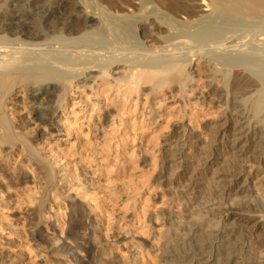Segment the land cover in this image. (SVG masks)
<instances>
[{"label": "bare ground", "instance_id": "1", "mask_svg": "<svg viewBox=\"0 0 264 264\" xmlns=\"http://www.w3.org/2000/svg\"><path fill=\"white\" fill-rule=\"evenodd\" d=\"M97 1L0 0V252L264 264V0Z\"/></svg>", "mask_w": 264, "mask_h": 264}, {"label": "rangeland", "instance_id": "2", "mask_svg": "<svg viewBox=\"0 0 264 264\" xmlns=\"http://www.w3.org/2000/svg\"><path fill=\"white\" fill-rule=\"evenodd\" d=\"M96 1V3L98 2L99 3V1H97V0H95ZM13 16L12 17H14V18H16L17 16H18V13L17 14H12ZM60 20V19H59ZM53 23H57L58 21H57V19H55V20H53L52 21ZM64 21H62V20H60V23H63ZM134 30H132V31H130V35H131V37L133 38L132 39V42H134V44L136 43V44H140L141 43V39H140V37H139V35H137V32H133ZM135 33V34H134ZM133 34L136 36H138L139 38H137V36L135 37H133ZM137 38V39H136ZM139 39V40H138ZM199 64H200V62H198V61H194V65H192V67H191V69H190V71L193 73V76H195V80H196V83L198 84V88L200 89V91H207V89L205 88V85H206V76L204 75V74H202L201 72H199V68H200V66H199ZM203 95L204 96H206V93H203ZM33 96H35V95H33ZM178 102H176L175 103V105H174V107H180V105L179 104H177ZM165 104H167L168 106H171L172 104H173V102L170 100V99H168V100H166V102H165ZM205 110H207V109H205ZM204 110V111H205ZM212 112H215V113H218V112H220L221 110H218V111H216V110H211ZM25 114V113H24ZM190 118V117H189ZM191 154H192V152H190V149L188 148V147H185L184 148V150H183V155H185L187 158H189L190 156H191ZM219 159H220V157H219ZM131 161H134V160H131ZM125 165H127V167H129L130 166V164H125ZM245 168V167H244ZM245 169H248V168H245ZM250 171H251V173H252V177H251V179H250V182H251V187L254 189V190H256V191H258V194L261 196V197H264V193H263V187H262V185H261V183L264 181V172L261 170V169H254V168H252V169H250ZM183 172L184 171H181V172H179L178 174H177V176L178 177H181L182 175H183ZM206 175H208V176H210L211 175V172H209V170H207L206 171ZM205 176V175H204ZM207 176V177H208ZM120 183H119V185H122L123 183L125 184L127 181H128V176L126 175V174H124L121 178H120ZM171 196H173V194L171 195ZM170 196V197H171ZM171 198H174V196L173 197H171ZM241 216H240V219H242L243 221H242V224L243 225H245V226H251L252 224H253V218H249V216L247 217L246 216V214H240ZM246 216V217H245ZM238 217H236V219H237ZM69 219V217L67 218V220ZM230 221H232V219L230 220ZM79 226H77V225H72L71 226V230H77V231H79L80 232V229L78 228ZM244 228V227H243ZM47 235L45 236V235H39V234H37V238L39 239V240H41V241H46V240H48V239H52V236H51V234H50V232H48V233H46ZM82 239L85 241V239L86 240H89V238L87 237V236H84V235H82L81 234V232H80V238H78V237H76V236H72L71 237V240L72 241H70L71 242V244H77V243H79V244H81V242L83 243V241H82ZM246 240H248V239H246ZM68 242H69V240H68ZM62 243V242H61ZM6 248H5V250L3 249L1 252H0V255L3 257V259L0 261V264H26V261H25V257L24 256H21L20 254H13V252L12 251H16V253H18V248L16 247V246H14L13 245V243L12 242H9V244H8V246H5ZM9 247H10V249H12V250H8L9 249ZM63 248L66 250V251H68L70 248H71V245H69V244H67V243H64L63 244ZM70 253V252H69ZM69 257H72L71 255H69ZM79 260L81 261V259L79 258Z\"/></svg>", "mask_w": 264, "mask_h": 264}]
</instances>
